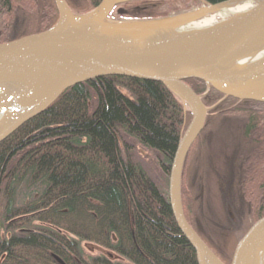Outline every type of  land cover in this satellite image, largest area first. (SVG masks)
Listing matches in <instances>:
<instances>
[{
	"label": "trees",
	"instance_id": "1",
	"mask_svg": "<svg viewBox=\"0 0 264 264\" xmlns=\"http://www.w3.org/2000/svg\"><path fill=\"white\" fill-rule=\"evenodd\" d=\"M66 1L86 13L101 0ZM187 1H129L113 16L163 17L167 5ZM0 11V43L59 19L54 0H0ZM187 83L206 106L220 102L209 111L182 177L186 218L220 257L217 248L232 238L223 225L228 219L216 214L205 230L201 200L214 186L221 204L231 198L248 207L252 223L264 216V103L224 98L201 80ZM190 120V111L157 82L106 76L65 90L0 143V205L10 231L0 238V264H199L168 192ZM82 241L109 252L88 258Z\"/></svg>",
	"mask_w": 264,
	"mask_h": 264
},
{
	"label": "water",
	"instance_id": "2",
	"mask_svg": "<svg viewBox=\"0 0 264 264\" xmlns=\"http://www.w3.org/2000/svg\"><path fill=\"white\" fill-rule=\"evenodd\" d=\"M59 19L49 29L0 43V143L49 108L68 88L113 76L163 84L191 113L169 171L171 211L199 264H226L186 218L182 177L186 158L209 111L188 83L197 79L224 95L264 103V0H205L156 18H116L118 5L101 0L86 13L54 0ZM251 1L246 10L202 22L228 3ZM201 25V26H199ZM229 264H264V216L238 239Z\"/></svg>",
	"mask_w": 264,
	"mask_h": 264
},
{
	"label": "rangeland",
	"instance_id": "3",
	"mask_svg": "<svg viewBox=\"0 0 264 264\" xmlns=\"http://www.w3.org/2000/svg\"><path fill=\"white\" fill-rule=\"evenodd\" d=\"M197 5H198V2L188 0L186 3H178V4L175 3V8L176 7L178 8L177 10H172L171 8H168V9L170 10V13H171L175 11L189 9ZM173 6H174L173 4L167 5V7H173ZM114 17L120 18L122 16L114 15ZM3 27H4L3 14H2V11H0V31L3 29ZM222 100H224V98ZM143 154L145 153L143 152ZM214 188H215L214 186L209 188L208 192L205 193V196H203L201 200V206H202L201 211H202V218L204 221L203 226H204V229L209 228V224L211 222L212 216H215L216 214H219V216L220 215L222 216V212L226 214V218L228 219V221H226L223 225H225V229L230 232L232 238L228 240L227 246L225 247H221L219 243H222V242H218V240H216L215 238L211 237L212 238L211 240L214 243L219 245V248H217V253L220 255V257L224 261L229 263L238 239L241 237V235L248 229V227L252 223V216L248 210L249 209L248 207H246L245 205L243 206V205L234 204L231 198L225 199L221 204L218 198H215L216 190ZM3 208L4 207L1 204L0 205V238L5 237V236L8 237L10 235V231L6 229V227L4 226ZM81 245L88 258L90 256L107 254L109 252L104 247L96 243H93V242L82 241ZM114 255H115V259L118 261L129 262L126 257L120 254L114 253Z\"/></svg>",
	"mask_w": 264,
	"mask_h": 264
},
{
	"label": "bare ground",
	"instance_id": "4",
	"mask_svg": "<svg viewBox=\"0 0 264 264\" xmlns=\"http://www.w3.org/2000/svg\"><path fill=\"white\" fill-rule=\"evenodd\" d=\"M251 1L247 2H232L228 3L221 11L217 13V15L210 17L209 19L205 20L201 23V25L209 26L210 23L218 21V18H228L237 13H240L251 6ZM199 25V26H201ZM252 87L257 89L264 88V80L256 81ZM1 119V115H0Z\"/></svg>",
	"mask_w": 264,
	"mask_h": 264
},
{
	"label": "flooded vegetation",
	"instance_id": "5",
	"mask_svg": "<svg viewBox=\"0 0 264 264\" xmlns=\"http://www.w3.org/2000/svg\"><path fill=\"white\" fill-rule=\"evenodd\" d=\"M181 5V4H180ZM169 8H171L172 10H175V4H174V6L173 7H169Z\"/></svg>",
	"mask_w": 264,
	"mask_h": 264
}]
</instances>
